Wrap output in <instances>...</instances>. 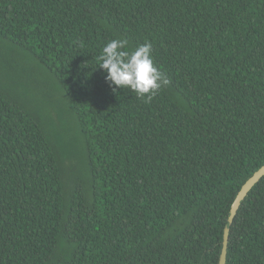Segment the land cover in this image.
Returning <instances> with one entry per match:
<instances>
[{
	"label": "trees",
	"instance_id": "1",
	"mask_svg": "<svg viewBox=\"0 0 264 264\" xmlns=\"http://www.w3.org/2000/svg\"><path fill=\"white\" fill-rule=\"evenodd\" d=\"M116 38L150 102L98 67ZM263 166L264 0H0V264H220ZM226 264H264V178Z\"/></svg>",
	"mask_w": 264,
	"mask_h": 264
},
{
	"label": "clouds",
	"instance_id": "2",
	"mask_svg": "<svg viewBox=\"0 0 264 264\" xmlns=\"http://www.w3.org/2000/svg\"><path fill=\"white\" fill-rule=\"evenodd\" d=\"M151 50L150 42L134 49L128 48L126 39L116 38L107 42L98 57V67L105 71L109 87L113 91L127 88L136 93L137 97H146L150 102L157 91L169 83L164 74L154 66Z\"/></svg>",
	"mask_w": 264,
	"mask_h": 264
},
{
	"label": "water",
	"instance_id": "3",
	"mask_svg": "<svg viewBox=\"0 0 264 264\" xmlns=\"http://www.w3.org/2000/svg\"><path fill=\"white\" fill-rule=\"evenodd\" d=\"M263 178H264V166L259 171H257L251 179H249L247 181V183L243 186V188L239 192V194H238V196H237V198H236V200L232 206V210H231V214H230V217L228 220V224H227L226 229H225L224 246H223V251H222V255H221V259H220V264H226L227 249H228V242H229V232H230V229L232 227L234 217L237 215V212H238L241 204L243 203V201L245 200V198L247 197L249 192Z\"/></svg>",
	"mask_w": 264,
	"mask_h": 264
}]
</instances>
